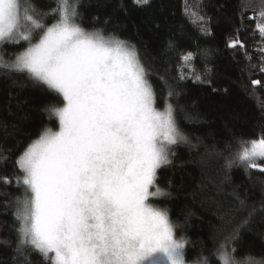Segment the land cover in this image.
<instances>
[{
	"label": "snow or ice",
	"instance_id": "snow-or-ice-1",
	"mask_svg": "<svg viewBox=\"0 0 264 264\" xmlns=\"http://www.w3.org/2000/svg\"><path fill=\"white\" fill-rule=\"evenodd\" d=\"M80 4L55 0L50 12H40L24 0H0V46L27 45L14 58L0 56V70L27 74L62 97L45 109L58 128L46 127L16 160V184L24 191L15 201V258L31 264L38 252L47 264H210L206 256L186 259L188 240L168 210L150 200L170 195L157 183L158 170L172 164L174 146L190 143L178 105L169 99L158 106L136 46L83 27ZM195 16L207 33V17ZM255 31L264 40V8ZM192 59L191 52L182 56ZM239 145L226 166L264 172V136ZM238 237L234 231L216 248L219 264H264L238 256L231 246Z\"/></svg>",
	"mask_w": 264,
	"mask_h": 264
},
{
	"label": "trees",
	"instance_id": "trees-1",
	"mask_svg": "<svg viewBox=\"0 0 264 264\" xmlns=\"http://www.w3.org/2000/svg\"><path fill=\"white\" fill-rule=\"evenodd\" d=\"M26 1L40 12L55 7V0ZM262 8L264 0H150L147 5L81 0L79 7L83 27L101 28L136 46L158 106L169 99L178 105L177 118L190 143L174 146L172 164L158 170L157 183L170 195L150 200L168 210L178 234L188 240L190 261L206 256L219 264L215 250L234 231L239 237L231 246L238 256L264 258V172L226 166L241 139L264 136V40L255 31ZM196 13L207 17V33ZM233 40L243 47H230ZM26 46H0V56L14 58ZM188 52L194 59L185 62ZM170 90L176 93L171 98ZM61 103L62 97L27 74L0 70V264H18L15 201L24 189L16 184L21 174L16 160L46 127L58 128L45 109ZM30 262L47 264L38 252L30 254Z\"/></svg>",
	"mask_w": 264,
	"mask_h": 264
},
{
	"label": "rangeland",
	"instance_id": "rangeland-1",
	"mask_svg": "<svg viewBox=\"0 0 264 264\" xmlns=\"http://www.w3.org/2000/svg\"><path fill=\"white\" fill-rule=\"evenodd\" d=\"M26 5H28V2L26 1V2H24Z\"/></svg>",
	"mask_w": 264,
	"mask_h": 264
}]
</instances>
